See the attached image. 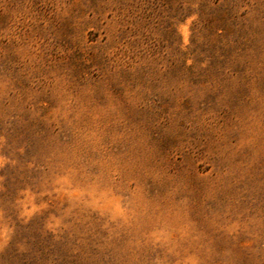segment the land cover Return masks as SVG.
Listing matches in <instances>:
<instances>
[{
    "label": "rangeland",
    "instance_id": "1",
    "mask_svg": "<svg viewBox=\"0 0 264 264\" xmlns=\"http://www.w3.org/2000/svg\"><path fill=\"white\" fill-rule=\"evenodd\" d=\"M0 264H264V0H0Z\"/></svg>",
    "mask_w": 264,
    "mask_h": 264
}]
</instances>
